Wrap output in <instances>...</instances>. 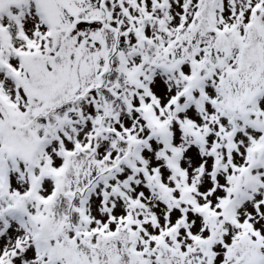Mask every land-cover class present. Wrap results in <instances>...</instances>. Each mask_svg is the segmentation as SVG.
I'll return each mask as SVG.
<instances>
[{
	"label": "snow or ice",
	"instance_id": "obj_1",
	"mask_svg": "<svg viewBox=\"0 0 264 264\" xmlns=\"http://www.w3.org/2000/svg\"><path fill=\"white\" fill-rule=\"evenodd\" d=\"M0 264H264V0H0Z\"/></svg>",
	"mask_w": 264,
	"mask_h": 264
}]
</instances>
